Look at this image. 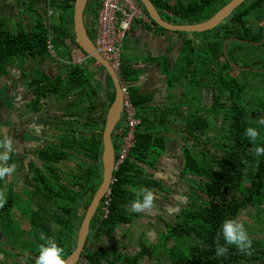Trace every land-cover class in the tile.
Here are the masks:
<instances>
[{
  "label": "trees",
  "instance_id": "obj_1",
  "mask_svg": "<svg viewBox=\"0 0 264 264\" xmlns=\"http://www.w3.org/2000/svg\"><path fill=\"white\" fill-rule=\"evenodd\" d=\"M13 1L26 6L28 4L30 11L37 5V0H30L29 3L24 0ZM101 1L90 0L87 5V8L90 5L93 35L88 34L93 41ZM188 1L151 0L162 18L175 25L206 21L232 0ZM75 2L76 0H53L49 6L58 13L59 19L56 22V16L48 20L38 11L37 19L27 26L25 20L13 22L8 17L0 16V81L9 75L8 68L13 64L20 69L25 63H35L51 57L47 49L49 40L53 43L57 58L68 62L66 67L70 71L68 80H52L43 71L42 75L41 69L33 78H29L24 72L32 96L26 106L32 113L41 112V104L50 96L57 102L65 101L69 108L66 118L61 120L65 124V127L62 124L64 132L57 131L62 143L44 144L35 155L29 157L36 159L31 160L33 189L22 188L15 192L11 185L6 188V203L0 208V233L4 242L9 244H33V250L38 255L40 245L44 243L40 240L41 234L52 237L63 248L64 259L76 247L86 210L103 180V131L107 112L115 99L114 84L103 66L83 52L89 63L97 65L98 72L107 74L104 85L107 101L101 97L102 84H92L97 71L89 70L83 62L76 64L73 60L72 51L81 50L73 34ZM138 3L148 16L142 3ZM149 20L158 27L154 21ZM160 29L166 31L161 27ZM208 33L211 36L206 37L204 42H199L201 44L194 43L193 39L185 40L176 64V68L178 65L183 68L182 76L189 81L190 78L195 80L199 73V76L205 75L203 71L213 75L218 70L217 80L214 82L218 89L205 87L210 89V106L207 109L197 107L193 110L189 107V120L183 129L186 133L182 139L193 142L192 147H184V168L188 174L199 178L193 184V199L181 212L179 220L164 232L163 244H140L136 253L127 254L119 249L113 253L103 248L90 249L92 239L112 238L119 224L133 221L136 213L129 212L127 208L136 199L135 191L158 185L141 164L155 168L163 154V141L166 138L154 134L153 122L141 114L145 108L144 102L147 101L131 87L129 93L141 122L136 128L135 143L128 158L114 172L110 195L103 197L90 223V233L81 255L88 264H144L147 258L151 259L152 264H264V234L258 236V232L252 229H247L252 241L251 255L239 252L234 245L228 246L229 251L225 256L215 255V241L221 232L223 221L229 218L240 220L243 210L254 211L251 212L253 221L250 223H258L259 231L264 233V155L258 156L254 151L256 146H264V124L260 123L264 120V106L255 97L256 91H250L253 80L232 75L237 72L264 78V55L262 60H253L251 67L236 69L232 66L233 63L242 67L238 65V56L244 51L242 46L259 48L260 51L264 48V0H245L225 22ZM230 38L236 39L227 44L228 60L224 43ZM195 46L199 47L198 51ZM203 53H208L210 57L202 56ZM244 54L248 58L251 51L247 50ZM136 75L123 63L120 72L122 81L126 80L131 85L130 80L134 81ZM174 77L170 86L182 80ZM199 83L196 80L190 82L196 88L204 85ZM79 87L87 89H77ZM205 88L192 89L195 102L202 100L201 92ZM8 96L10 97L9 94ZM10 100L12 101L11 98ZM11 104V109L5 103L0 104V114L8 117L14 108L12 102ZM121 125L122 121L112 135L116 152L126 133V128H121ZM247 127H254L259 132L255 143L244 135ZM211 132L214 135H210ZM2 138L0 128V139ZM32 138L41 139L34 136ZM17 161L18 158L12 153L8 163L15 164ZM62 161L72 164L73 170L59 169L56 164ZM17 164L20 165L19 170L24 166V162ZM4 179L0 180V191ZM23 199L27 201V205L24 209L21 206L18 209L16 203ZM106 200H109L108 213L104 209ZM13 207L17 208L19 215L27 223L26 228H21L13 217ZM246 224L249 226V223ZM220 243L224 244L222 236ZM159 247L162 251L154 253Z\"/></svg>",
  "mask_w": 264,
  "mask_h": 264
},
{
  "label": "crops",
  "instance_id": "obj_2",
  "mask_svg": "<svg viewBox=\"0 0 264 264\" xmlns=\"http://www.w3.org/2000/svg\"><path fill=\"white\" fill-rule=\"evenodd\" d=\"M158 27L154 26L151 22L149 23L145 21H135L133 23L131 31L126 38L124 46L125 51V48L128 46V44H130V47L134 52H132L131 56L127 58H125L123 52V63L125 67H127V69H131L132 71H134V73L137 74L134 78V81L133 79L130 80V86L134 88L139 96H143L147 101L146 103L144 102L145 108L141 113L142 116L148 117L149 121L153 122L152 128H155L154 134L156 136L166 138L163 141L165 143L163 154L156 163L155 168H151L145 164H141L146 168L149 177L158 182V185L150 189L156 194L157 197L154 202L155 208L149 212L136 213L131 223L119 224L112 238L104 237L100 239H92L89 244L90 249L103 248L110 253H113L114 251L119 249L122 253L127 254L129 252L136 253L139 249L140 244H147L149 246L155 244H163L164 232L167 230V228H169L179 220V215L185 208L189 206L192 199L191 193L193 192V184L196 177L186 173L184 169L183 154L184 147L186 145L189 146L192 144L191 141H184L182 138L186 133L185 131H183V129H185L187 121L189 120V107H191L193 110L195 104V94L193 95L192 93V89L195 86L190 84V81L185 78L186 83H183V85L180 86V89L177 85L175 86V88H170V82L168 84L167 76L172 71V69L176 68V64L180 58V52L182 47L184 46L185 40H194L195 37L193 38L191 35H189L188 32L170 31L166 29V31H164L160 29V27ZM193 34H197L199 36L197 37V44H201L199 42H204L208 38L206 32ZM49 42L53 45L51 40H49L48 43ZM49 53L51 57L47 58V63L46 61H38L35 64H30L31 69H33V74H36L37 71L41 69L52 80H57L59 78L68 80L70 72L66 67V64H68V62L58 59L57 56H52L57 55L54 46L53 52ZM72 57L73 60H75V58L76 60H78L83 59L85 55L81 50L75 49L72 51ZM226 58L229 60L227 56ZM83 64H85L89 70L97 71V67L89 63L87 58L83 61ZM14 65L15 64L8 68L9 75L0 81V87L2 88L5 86V89L10 95L11 99L18 97L20 98V94L22 93L20 91H17V89H22L20 88V85L23 86L22 81L25 78L24 72L27 69L26 65H29V63L23 64L22 68L20 69L16 68L18 67V65ZM29 67L30 66H28V68ZM36 68L37 70H35ZM105 76L107 77L106 73ZM92 84L94 85V77L92 79ZM9 87L12 90L9 89ZM77 89H87V87H79ZM90 89H92V86L90 87ZM206 90H209L210 92V89L206 88ZM202 95L203 94H201V97ZM7 97L9 96L7 95ZM22 98L21 101L15 99L14 108H16V111L18 112H20L19 107L22 106ZM149 99L150 101H148ZM202 101L203 99L200 101L199 107ZM55 102V105H57L55 111L59 110L56 114L58 116L61 114L63 116H66L67 109L69 108L67 107V105L69 106V104L67 103V108H64L65 101L57 102L55 100ZM2 103L4 104V102L0 101V104ZM41 105L43 108L39 113H32L26 107V110H28V112L32 114V117L27 120L26 123L24 122L25 124L22 126L21 124H19V122L13 120L12 112L15 113V110L9 112V116L11 115L14 123V126H12L14 130L12 129V133L11 135H9V133L7 132L10 128H6L5 135L8 134V136L12 137L14 142L17 137L21 136V131H23V133L26 131L24 135L26 133L29 134L28 130L30 126L33 125L32 131H35V129H37V132H39L43 136L41 131L49 124L47 120L53 119L51 115L55 114V111H52V109L50 108L51 105L47 103V100H45ZM47 112L49 115L48 118ZM40 113L45 114L43 121H41L39 118V115H41ZM163 116H166V118L164 119ZM77 117L79 118V116ZM3 118L6 119L5 117ZM16 128L18 130H16ZM58 130H60L61 133L64 132L62 126L55 131L57 132ZM157 132L158 134H156ZM36 143L39 142L34 140L29 144L38 146V144ZM30 154L31 150L23 148V153L21 156L29 158ZM104 264L112 263L108 262Z\"/></svg>",
  "mask_w": 264,
  "mask_h": 264
},
{
  "label": "rangeland",
  "instance_id": "obj_3",
  "mask_svg": "<svg viewBox=\"0 0 264 264\" xmlns=\"http://www.w3.org/2000/svg\"><path fill=\"white\" fill-rule=\"evenodd\" d=\"M4 1L5 2H3V3L0 2V16L8 17L13 22L14 21L16 22V21H19V20H25L26 26H27L28 24H31L33 21H35L37 19V15H38L37 11L39 13H41L42 16L47 18V19L53 18L54 16H56L55 17V22L58 21V19H59L58 15H57L58 13H55V10L52 7L49 6L50 4L53 3V0H37V5L32 7L33 11H30L27 8V6L29 7L28 4L26 6L23 3L19 4L16 1H13V0H4ZM24 1H25V3H29L30 0H24ZM180 1L182 3H188L189 2L188 0H180ZM89 8H90V5L87 8V10L85 11V23H86V26H87L88 33L92 36L93 32H92L91 25H90V23H92V21H91L92 18L89 15ZM259 24L261 25L260 22H259ZM189 35H191L193 38L195 37L193 42L197 44L198 43L197 37H199V36L197 34H193V33H189ZM206 35H207V37H209V36H211V33L207 32ZM234 39H236V38H234ZM210 41H211V39L208 42H210ZM198 48H199L198 46H195V49L197 51H198ZM242 49L244 50L242 55L238 56V65L242 66V69L251 67L253 60H262V58H263L264 48L260 51L259 48H250V47L242 46ZM247 50L251 51V55H250V57L248 56V58L244 54L245 51L247 52ZM132 52H134V51L131 49L130 44H128V46L125 48V51H124L125 58L131 56ZM202 56H205L206 58L210 57V55L208 53H203ZM43 61H46V63H47V59H45ZM156 62H160V61H156ZM262 62L264 63V61H262ZM33 63L34 62L29 63V65H26L27 69L25 70V73L29 75V78H33L37 74V73L33 74V69H31V65L30 64H33ZM77 64H80V63H77ZM94 65H96V64H94ZM28 66H30V67L28 68ZM243 66H245V67H243ZM182 69L183 68L179 67V65H178L177 68L172 69V71L168 74V76H167L168 77V81H167L168 84H169V82L171 83V80L175 78L174 76H177V78H182V80L180 82L173 83L172 86H170V88H173V87L175 88V86L177 85L178 88L180 89L181 88L180 86H182L183 83H186L185 78L182 77V73H181ZM252 69L254 70V72L256 71L255 68H252ZM35 70H37V68ZM202 73H204L205 75L199 76V74H201V73H199L196 76L195 80L198 82V84H200L199 82H202V83H204V85L201 84L199 88L194 87L193 89H203L205 87H209L211 89H218L216 87V85L214 84V82L217 80L218 70H215L213 75L211 73H207L205 71H203ZM41 74L43 75L42 70H41ZM232 75H237L240 79L249 78L250 80H253L252 82H254V84H250V87H252L250 89V91L251 90L256 91L254 93L255 97H258L257 99L261 100L262 104L264 106V92H263L264 91V78L262 76L254 77L253 75L239 74L237 72L232 73ZM206 76H208V79L205 80ZM40 77H42V76H40ZM192 79L193 78H190V82L195 81L194 79L193 80ZM27 80L24 78L23 81H22L23 86L20 85V88H22V89H17V91H20L22 93V94H20V98L18 97L17 100L21 101V98L23 96L21 109L19 108L20 112L16 111V108H15V113L12 112L13 120L16 121V122H19V124H21V126L24 125L27 122V120H29L32 117V114H30L28 112V110H26V107H27L26 105L32 99V96L30 95L31 91H30V89H27L28 88ZM99 82L103 86V88H100V89H102L100 91L101 97H102L103 100L107 101V97H106L107 92H106V89L104 88V85L106 83V76H105V73H100V72L97 71L94 74V85H96ZM209 88H207V89H209ZM9 89H11V88L9 87ZM251 92L253 93V91H251ZM204 93H205V95H204ZM202 94H203L202 95L203 101H202L200 107L206 109V108H208L210 106V104L212 102L211 101V93L209 92V90H206V88H205L202 91ZM7 95H8V93H7L6 89L4 87L0 88V101L4 102L6 104L7 108H10V107H12V104H11L10 97H7ZM47 103L51 105L50 108L52 109V111H55V109L57 108V105H55L56 102H55L54 98L53 97H49L47 99ZM199 104H200V102H195L193 108L196 109L197 107H199ZM67 107H69V106L67 105ZM67 107H66V103H65L64 104V108H67ZM58 111L59 110H56L55 114L51 115V117L53 118L52 120H50V119L47 120L49 122V124L41 131V133L43 134V137H42V141L41 142L36 143V144H38V146L42 147L44 144H47L48 140L50 139V138H48V140H47V136L49 135V133H51V131H55L56 129L60 128L62 126V124L65 127V124L61 123V120H64L66 118V116H63L62 114L58 116L56 114ZM40 114L41 115H39V118H40L41 121H43L45 114L44 113H40ZM0 116L6 117V116L1 115V114H0ZM48 116L49 115H48V112H47V118H48ZM260 116H261V113H260ZM6 119L0 118V128L2 126L4 127V129H3L4 134L3 135L6 134L5 127L7 126V122L9 121V120L6 121ZM8 125H9V122H8ZM226 125H227V123H226ZM13 130H14V128H13ZM1 131H2V129H1ZM9 134H10V132H9ZM31 134L32 133H29L28 135H26L22 139L21 138H17L14 141V144L17 143V142L33 140ZM210 135H214V132H211ZM212 137H214V136H212ZM36 141L38 142V140H36ZM191 144L193 145L192 141H191ZM192 145H189V146L192 147ZM34 155H35V153H34ZM30 156H31V154L29 155V157ZM26 161H28L31 164V159H27ZM37 161L40 162L39 160H37ZM63 167L67 168L68 171H71L73 166H71L70 164L66 163ZM186 173H188V172L186 171ZM32 176H33L32 169H31V171H29V173H27L25 175L22 174L21 172H16L15 171L12 175L7 176L4 179L1 191L5 193V190L8 187V185L9 186L11 185L14 188L15 192H19L22 188L31 190V189H33V183H34V180L32 179ZM66 176H71V175H66ZM195 179H199V178L196 177ZM192 199H193V195H192ZM25 202H27V201H25L24 199H23L22 202H17L16 203L17 208L21 209L20 208V206H21L22 209H24L26 207V205H27V204H25ZM13 208H14L13 209V212H14L13 213L14 214L13 217H16L15 213L17 215H19V212H18L16 207H13ZM251 212H254V211L253 210H251V211L250 210H246V211L243 210L241 212V216H240L241 219L240 218L239 219H240V221L244 220L242 222H243L244 227H245L246 230L247 229H252V231L258 232L257 233L258 236L259 235L261 236L264 233H262V231H259V224L255 223L254 225H252V223H250L251 221H253ZM246 223H249V226ZM250 224H251V226H250ZM22 226L23 227H27V223L26 222H22ZM8 244H9V242H4V240L0 241V251L6 253V256L11 255V253H7V251H9V249H11V246L8 245ZM155 245H158V244H155ZM161 251H162V248L159 247L158 249H156L154 251V253L159 254ZM16 257L17 256H12L11 258L13 260H15ZM154 257H156V256H154ZM152 263L153 262L151 261V259L147 258L146 260H144V264H152ZM29 264H30V262H29ZM242 264H244V263L242 262Z\"/></svg>",
  "mask_w": 264,
  "mask_h": 264
},
{
  "label": "water",
  "instance_id": "obj_4",
  "mask_svg": "<svg viewBox=\"0 0 264 264\" xmlns=\"http://www.w3.org/2000/svg\"><path fill=\"white\" fill-rule=\"evenodd\" d=\"M89 1L90 0H76L74 4L73 29L75 34V40L81 48L82 52H84L88 57L96 60L98 64H100L106 69V72L109 74L114 84L115 99L107 112L105 128L103 131V153L101 159L103 167V180L98 189L96 190L93 199L86 210L85 216L78 232V240L76 247L72 251V253L65 258L66 264L78 263L90 233V223L97 212L101 200L103 199L107 191L110 190L114 178L116 163V149L114 146L112 135L123 114V89L121 86V81L117 73L97 51L94 42L90 38L86 29L85 11L87 9ZM137 1L142 3L148 14V17L163 29L170 31H183L188 33H204L215 29L217 26L222 24L234 13V11L239 6L242 5L245 0H232L209 20L195 25H175L169 23L162 18V16L158 12L154 4L151 2V0ZM233 39L234 38L227 39L224 43V52L226 53L227 57L228 55L226 46L228 42L232 41ZM232 66L236 69H241L235 64H232ZM6 128H10V126L5 127V129Z\"/></svg>",
  "mask_w": 264,
  "mask_h": 264
},
{
  "label": "built area",
  "instance_id": "obj_5",
  "mask_svg": "<svg viewBox=\"0 0 264 264\" xmlns=\"http://www.w3.org/2000/svg\"><path fill=\"white\" fill-rule=\"evenodd\" d=\"M135 21L149 22V17L142 8L139 7L137 0H102L101 8L98 14L94 45L101 56L109 63L117 73L123 89V114L121 128H126L120 149L117 151L115 170L128 158L129 152L135 143V132L140 124L136 109L132 102L129 89L130 84L126 80L122 81L120 72L123 65V52L126 38L131 31ZM49 52H53V45L48 43ZM55 56L56 55H52ZM83 59L74 60L82 63ZM115 178H113L114 181ZM111 190L107 191L106 197L110 195ZM109 200L105 201L104 209L108 213L107 206ZM77 264H88L85 258L80 257Z\"/></svg>",
  "mask_w": 264,
  "mask_h": 264
},
{
  "label": "clouds",
  "instance_id": "obj_6",
  "mask_svg": "<svg viewBox=\"0 0 264 264\" xmlns=\"http://www.w3.org/2000/svg\"><path fill=\"white\" fill-rule=\"evenodd\" d=\"M82 51V50H81ZM264 124V120L260 121ZM118 125V124H117ZM7 127V126H6ZM244 135L252 142L255 143L259 137V132L254 127H247ZM255 153L264 155V146H256ZM14 152V142L12 137L3 135L0 139V180L6 176L12 175L16 171L15 164H9L11 154ZM136 199H134L127 210L132 213L149 212L155 208L156 194L147 188H141L135 191ZM6 203V196L4 192L0 191V208ZM223 238L224 244L220 243V238ZM40 240L43 241L39 248V255L35 260V264H66L63 258V248L60 247L54 238L46 237L41 234ZM215 255L217 257L225 256L229 248L228 246L234 245L236 249L245 254L251 255L252 241L249 238L248 232L244 227L243 222L237 219H225L221 226V232L216 237Z\"/></svg>",
  "mask_w": 264,
  "mask_h": 264
},
{
  "label": "flooded vegetation",
  "instance_id": "obj_7",
  "mask_svg": "<svg viewBox=\"0 0 264 264\" xmlns=\"http://www.w3.org/2000/svg\"><path fill=\"white\" fill-rule=\"evenodd\" d=\"M15 99H17V98H13L11 101L13 103V107L15 106ZM19 108L21 109V107H19ZM13 110H15V108H13ZM5 118H7L6 121L9 120L8 122L10 123V129H9V131L7 130L8 131L7 133L10 132V134H11L12 133L11 131L13 129L12 126H14L13 120L11 118V115L9 117H5ZM18 127H20V126H18ZM1 129H2V133L4 134V131H3L4 127L2 126ZM32 129H33V125L30 126L28 132L32 133L31 135L34 137H40L41 139L38 142H41L43 136L39 132H37V129H35V131L34 130L32 131ZM16 130H18V129L16 128ZM24 133H23V131H21L20 132L21 136H19L17 138L22 139L23 137L28 135L27 133L24 135ZM35 134L40 135V136H37ZM48 138H50V139L48 140ZM32 139L33 140H30L28 142L22 141V142H17L14 144V152L13 153L18 158V161L15 163L16 172H21L24 175L29 173V171H31V164L28 161H26L27 159H29L28 157L21 156L23 153V148H25V149L27 148V149L31 150V156H33L34 153H36V151L40 148V146H35L34 144H29L32 141L37 140L34 138H32ZM47 140H48L47 144H50L52 142H58L59 144L62 143L61 139L59 138L58 133L56 131H51V133H49V135L47 136ZM20 150H22V151H20ZM34 159L35 158H32L31 160H34ZM21 162H24V164H23L24 166H22V168L19 170L18 167L20 165H18L17 163L21 164ZM65 164H66V162L62 161L61 163H58L56 165L60 167L59 169L67 170V168L63 167ZM67 164H69V163H67ZM70 165L73 166L72 164H70ZM79 212H81V208H80ZM15 216L16 217H14V218H15V220H18L19 226L21 228H26V227L22 226V222H24L23 217H21L20 215H17L16 213H15ZM1 240H3V239H2V236L0 233V241ZM8 245L11 246V249L8 248L9 251H7V253H11V255L6 256V253L0 251V264H29V262H30V264H35V260L38 256V254L35 253V251L33 250L34 249L33 244H11L10 243ZM12 256H17V257L15 260H13L11 258Z\"/></svg>",
  "mask_w": 264,
  "mask_h": 264
}]
</instances>
